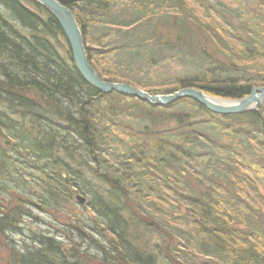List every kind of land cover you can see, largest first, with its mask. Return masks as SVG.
Returning <instances> with one entry per match:
<instances>
[{
	"label": "trees",
	"instance_id": "trees-1",
	"mask_svg": "<svg viewBox=\"0 0 264 264\" xmlns=\"http://www.w3.org/2000/svg\"><path fill=\"white\" fill-rule=\"evenodd\" d=\"M59 1L77 18L103 80L159 94L193 87L227 99L264 86V12L245 10L244 0L197 25V37L193 22L174 13L176 36L163 40L156 30L169 14L153 10L160 0ZM141 27L136 37L131 30ZM205 31L215 53L201 45ZM163 49L175 51L179 76L159 85L135 80L134 71L158 64L151 60ZM30 186L48 212L87 195L111 235L107 249L99 246L100 261L157 264L161 246L141 244L149 226L141 214L163 229L162 238L176 239L182 264H264V103L259 112L217 115L187 98L151 106L99 92L77 72L46 9L0 0V234L20 231L30 216L19 203ZM14 192L19 205L9 207ZM49 234L16 250V264H77Z\"/></svg>",
	"mask_w": 264,
	"mask_h": 264
},
{
	"label": "rangeland",
	"instance_id": "rangeland-1",
	"mask_svg": "<svg viewBox=\"0 0 264 264\" xmlns=\"http://www.w3.org/2000/svg\"><path fill=\"white\" fill-rule=\"evenodd\" d=\"M183 1L185 5L183 2H181L182 4L174 3V0H160L158 3H160L161 7H157L158 9H156L154 8V5L151 6V9L154 8L153 10H155L157 14H163L164 16L165 14L168 16L169 14V19L165 24L166 26H157L156 31L160 32L161 34L163 33L162 40L167 37L172 38L173 36H176V30H174L171 25L173 18L172 14L177 13L181 14L182 16L184 15L186 18L188 17L187 19L190 20V24H192V22L194 24L191 26V29L194 30L195 28L194 32L197 37L199 36L196 29L198 27L197 25L206 26L204 24H209L208 21H213L215 16L217 18L218 16L226 17L225 9L229 7L231 11L235 10L234 7L236 3L234 0ZM244 2H246L249 7L248 8L244 5L245 10L254 9L256 13L259 11L264 12V0H244ZM237 22L240 23V19H238ZM148 23L151 22L149 21ZM258 23L261 26L264 25V15L262 16L261 20H258ZM169 26L171 29H169ZM141 29L143 28H134L131 31H133L134 34L136 33L135 36L138 37L140 36ZM154 38H156V36H154ZM199 39L203 48L207 49L209 53H215L214 45L216 44L209 43L211 38L210 35L206 33V31L203 32ZM156 41L158 40L153 39L150 43ZM156 56L157 57L151 61L155 60L158 62V64L152 68L143 70V72L134 71L135 80L138 82L146 80L150 81V83L153 85H159L164 84L169 80H175L176 77L179 76L180 67L177 64L174 50L169 51L163 49V52H157ZM135 87L150 94L156 93H151L140 84ZM29 190L32 191L30 193V197L27 196L25 200L23 198L20 199V201L18 200L19 197L17 198V194L15 192L13 193L14 201L11 202L12 204L9 205V207L18 206L19 203L22 202L21 206H25L26 209L29 207L30 216L22 217L20 222L22 224V228L19 233L5 231L4 233L0 234V264H16V258L18 256L15 251L17 250L18 252V250L24 249L25 247H23V245L28 247H36L37 244L34 243V238L43 232H53L54 235L52 234V236H55V238L60 241V244H62V253L66 254V257L71 262H77V264H122L121 262L116 261L107 263L99 260L100 256H103L104 254L99 246L105 245L107 249L111 235L109 232L103 230L102 220L97 218L95 214H93L92 210H90V199L86 197L87 195H85L87 201L84 203V205H80L73 196L71 202L66 203V205H64L62 208L60 207L57 210H51L48 212L38 199L40 194L39 191L36 190L35 187L33 188V186H30ZM17 201H19V203ZM139 216L141 219H143V223L149 224V226H145V228L148 229V232H146L147 234L143 235L141 244L148 250H151L154 245L161 246L159 248L161 254H159V257H156L154 261H156L157 264H182L183 260H181V257L183 258L185 254L183 253L184 251L181 249V247L174 246L175 243L179 244L176 239L172 238L174 245L171 244L168 239L162 238L163 235L161 233L163 229L155 225L153 218H148L147 215L142 216L141 214ZM74 225H78L80 229L83 230V232H86V238H83L79 232L73 230L72 227ZM201 261H204V259L199 257L197 263Z\"/></svg>",
	"mask_w": 264,
	"mask_h": 264
},
{
	"label": "water",
	"instance_id": "water-1",
	"mask_svg": "<svg viewBox=\"0 0 264 264\" xmlns=\"http://www.w3.org/2000/svg\"><path fill=\"white\" fill-rule=\"evenodd\" d=\"M32 1V0H31ZM46 9L53 19H56L65 40H67L69 51H71V59L74 62L77 72H80L85 82L93 86L97 91L110 94L112 91L129 97H135L140 101H145L151 106H163L180 98H189L198 102L205 109H209L215 114H241L246 111L259 112L264 102V86H252L250 93L240 99L226 100L224 98H216L210 94H206L201 89L192 87L180 88L173 93L150 94L142 91L125 82H115L103 80L94 70L90 60H88L85 42L82 36V30L74 16V13L66 5L59 0H33ZM79 204H84L83 197L76 196ZM38 207V206H37ZM77 230L80 231L79 228ZM85 236L86 233L82 232Z\"/></svg>",
	"mask_w": 264,
	"mask_h": 264
},
{
	"label": "bare ground",
	"instance_id": "bare-ground-1",
	"mask_svg": "<svg viewBox=\"0 0 264 264\" xmlns=\"http://www.w3.org/2000/svg\"><path fill=\"white\" fill-rule=\"evenodd\" d=\"M87 54V53H86ZM98 73V72H97ZM99 75V74H98ZM107 81V80H106ZM111 82V81H110ZM255 86V85H254ZM186 88V87H185ZM193 88V87H192ZM197 89V88H196ZM199 89V88H198ZM202 90V89H201ZM203 91V90H202ZM175 92V91H174ZM203 92H205V91H203ZM168 93H173V92H168ZM206 94H209V93H207V92H205ZM165 94H167V93H165ZM164 94V95H165ZM211 95V94H210ZM213 96V95H212ZM215 97V96H214ZM216 98H218V97H216ZM219 98H222V97H219ZM240 98H242V97H240ZM180 99H186V98H180ZM187 99H189V98H187ZM224 99H226V100H229V99H227V98H224ZM232 98H230V100H231ZM177 100H179V99H177ZM193 100V99H192ZM232 100H234V99H232ZM194 101V100H193ZM174 102H176V101H174ZM174 102H171V103H167V104H165V105H168V104H172V103H174ZM196 102V101H195ZM197 103V102H196ZM264 102H262V104H263ZM165 105H163V106H165ZM162 106V105H161ZM202 106V105H201ZM262 106V105H261ZM261 109V108H260ZM209 110V109H208ZM210 111V110H209ZM251 111H253V110H251ZM251 111H246V112H243V113H247V112H251ZM217 115H219V114H217ZM221 115H225V114H221ZM231 115H240V114H231ZM10 144V140L9 139H6L5 141H4V145L5 146H8ZM76 196L77 195H75L74 197H75V199H76ZM81 196V195H80ZM83 200H84V203H86V198L85 197H83ZM78 201V200H77ZM79 203V202H78ZM81 205V204H80ZM82 205H84V204H82ZM57 208H54V210H56ZM5 228H7V226H5ZM73 230L74 231H76V232H79L80 234H81V236L83 237V238H86V235L84 236L83 234H82V232H83V230H81L80 229V227L78 226V225H74L73 227ZM77 228H79L80 229V231L79 230H77ZM17 233H19V230H17L16 231ZM51 233V236H52V234H53V232H50ZM84 233H86V232H84ZM54 235V234H53ZM53 237V236H52ZM55 237V236H54Z\"/></svg>",
	"mask_w": 264,
	"mask_h": 264
}]
</instances>
